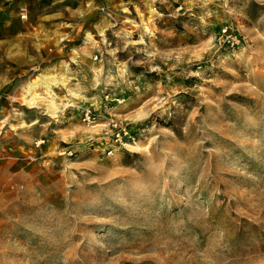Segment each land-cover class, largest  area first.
<instances>
[{"label":"rangeland","instance_id":"rangeland-1","mask_svg":"<svg viewBox=\"0 0 264 264\" xmlns=\"http://www.w3.org/2000/svg\"><path fill=\"white\" fill-rule=\"evenodd\" d=\"M0 264H264V0H0Z\"/></svg>","mask_w":264,"mask_h":264},{"label":"bare ground","instance_id":"bare-ground-1","mask_svg":"<svg viewBox=\"0 0 264 264\" xmlns=\"http://www.w3.org/2000/svg\"><path fill=\"white\" fill-rule=\"evenodd\" d=\"M29 85H30V87H29V88H30V89H32V85H31V84H29Z\"/></svg>","mask_w":264,"mask_h":264}]
</instances>
